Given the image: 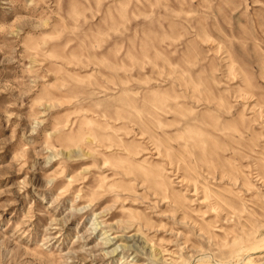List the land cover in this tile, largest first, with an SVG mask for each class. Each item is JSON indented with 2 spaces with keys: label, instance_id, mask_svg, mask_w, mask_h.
Segmentation results:
<instances>
[{
  "label": "rangeland",
  "instance_id": "1",
  "mask_svg": "<svg viewBox=\"0 0 264 264\" xmlns=\"http://www.w3.org/2000/svg\"><path fill=\"white\" fill-rule=\"evenodd\" d=\"M0 264H264V0H0Z\"/></svg>",
  "mask_w": 264,
  "mask_h": 264
}]
</instances>
